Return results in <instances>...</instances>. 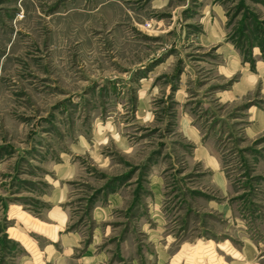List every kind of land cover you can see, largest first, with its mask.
<instances>
[{
    "label": "rangeland",
    "instance_id": "374dc122",
    "mask_svg": "<svg viewBox=\"0 0 264 264\" xmlns=\"http://www.w3.org/2000/svg\"><path fill=\"white\" fill-rule=\"evenodd\" d=\"M0 264H264V0H0Z\"/></svg>",
    "mask_w": 264,
    "mask_h": 264
}]
</instances>
